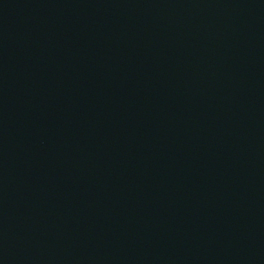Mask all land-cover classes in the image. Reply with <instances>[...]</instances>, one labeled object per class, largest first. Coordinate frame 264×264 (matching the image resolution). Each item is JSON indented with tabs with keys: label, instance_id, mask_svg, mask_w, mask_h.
<instances>
[{
	"label": "water",
	"instance_id": "1",
	"mask_svg": "<svg viewBox=\"0 0 264 264\" xmlns=\"http://www.w3.org/2000/svg\"><path fill=\"white\" fill-rule=\"evenodd\" d=\"M0 264H264V0H0Z\"/></svg>",
	"mask_w": 264,
	"mask_h": 264
}]
</instances>
